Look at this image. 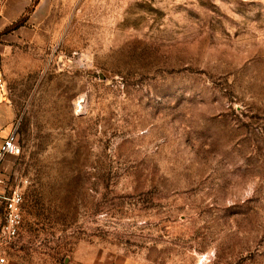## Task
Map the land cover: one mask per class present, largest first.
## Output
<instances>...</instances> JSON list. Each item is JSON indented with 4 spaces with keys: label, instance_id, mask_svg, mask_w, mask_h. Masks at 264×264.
Wrapping results in <instances>:
<instances>
[{
    "label": "rangeland",
    "instance_id": "obj_1",
    "mask_svg": "<svg viewBox=\"0 0 264 264\" xmlns=\"http://www.w3.org/2000/svg\"><path fill=\"white\" fill-rule=\"evenodd\" d=\"M0 79L11 264H264V0H0Z\"/></svg>",
    "mask_w": 264,
    "mask_h": 264
},
{
    "label": "built area",
    "instance_id": "obj_2",
    "mask_svg": "<svg viewBox=\"0 0 264 264\" xmlns=\"http://www.w3.org/2000/svg\"><path fill=\"white\" fill-rule=\"evenodd\" d=\"M0 80V87H2ZM21 153L18 144L17 127L4 141L0 150V163L5 156H18ZM0 206L3 208V224L0 230V264H7L6 248L12 245L19 236L22 226L24 190L20 175L15 172L10 177L0 174Z\"/></svg>",
    "mask_w": 264,
    "mask_h": 264
},
{
    "label": "crops",
    "instance_id": "obj_3",
    "mask_svg": "<svg viewBox=\"0 0 264 264\" xmlns=\"http://www.w3.org/2000/svg\"><path fill=\"white\" fill-rule=\"evenodd\" d=\"M6 52V50H5ZM1 80V79H0ZM18 117L17 106L6 96L5 91L0 87V150L4 141L13 133L16 128V119ZM16 156L8 155L0 163V174L4 177H10L14 171V158ZM0 189V192H3ZM3 224V208L0 206V230ZM7 264H11L7 260Z\"/></svg>",
    "mask_w": 264,
    "mask_h": 264
}]
</instances>
